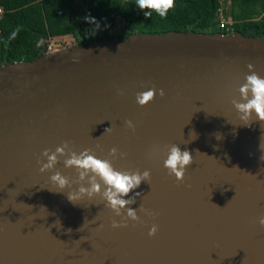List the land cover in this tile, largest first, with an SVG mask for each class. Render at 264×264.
<instances>
[{
    "label": "water",
    "instance_id": "1",
    "mask_svg": "<svg viewBox=\"0 0 264 264\" xmlns=\"http://www.w3.org/2000/svg\"><path fill=\"white\" fill-rule=\"evenodd\" d=\"M248 64L264 77V35L137 32L0 64V264H264V121L245 124L231 103ZM152 86L165 95L138 105ZM65 140L102 159L115 146L127 153L115 169L150 170L128 194L141 193L129 207L142 222L113 229L120 217L98 195L70 201L79 185L49 179L77 178L65 156L39 171L42 150ZM169 144L194 157L183 182L163 166Z\"/></svg>",
    "mask_w": 264,
    "mask_h": 264
},
{
    "label": "trees",
    "instance_id": "2",
    "mask_svg": "<svg viewBox=\"0 0 264 264\" xmlns=\"http://www.w3.org/2000/svg\"><path fill=\"white\" fill-rule=\"evenodd\" d=\"M227 2L229 31L218 24L219 9ZM0 4L5 9L0 20V64L40 57L51 38L67 34L73 37V45L137 32L264 35V0H175L166 18L155 12L145 17L135 0H0ZM86 16L94 17L99 27L86 21ZM118 20L122 28L115 31Z\"/></svg>",
    "mask_w": 264,
    "mask_h": 264
},
{
    "label": "clouds",
    "instance_id": "3",
    "mask_svg": "<svg viewBox=\"0 0 264 264\" xmlns=\"http://www.w3.org/2000/svg\"><path fill=\"white\" fill-rule=\"evenodd\" d=\"M135 3L145 17H150L152 12H155L159 17L166 18L168 11L174 7L175 0H135ZM85 20L99 27V22L94 17L86 16ZM14 35L15 33H13ZM247 67L250 74L245 75V82L238 88L240 100L233 99L231 101L240 114V120L245 124H248L251 120L253 113H255L258 120L264 121V77L252 70V64H248ZM116 92L118 96L125 94V90L119 87H117ZM157 94L163 97L165 95L164 89H157L152 86L147 90L137 92L135 102L140 106H144L154 100ZM124 124L129 130L135 132V125L132 120L126 119ZM111 130V127H109L104 131L110 132ZM164 148L166 154V158L163 160L164 168L168 170L169 176L174 175L176 181L183 182L187 167L194 162L192 153L187 149L181 150L177 144L165 145ZM117 154L120 158L127 155V153L118 152L115 146L109 149L108 156L103 159L98 158L94 150L90 148H84L77 153L70 147V142L65 140L54 151L47 148L43 149L41 157L37 158V164L40 165L39 171L45 172L54 168L59 161V157L65 156L64 166L66 168L74 167L78 173L77 178L74 181L70 180L57 170L49 177L51 183L60 190L69 188L73 183L78 184L79 187L76 190L67 193L68 199L73 203H76L83 196L92 198L98 195L101 201H106L105 207L111 209L115 216L120 217L119 221L116 219L111 221V227L116 229L127 227L129 220L142 222L141 217L137 214V209L129 207V205L135 203V196H139L141 193L136 192L135 196H128V194L138 188L142 181L149 182L151 179L149 169L143 171L139 169H115L112 160L117 158ZM41 158H46V162ZM261 159H264V157H261ZM85 180H87V187L82 183ZM139 212L150 217L158 215L156 212L144 208L143 205L139 206ZM257 222L261 227H264V215L259 216ZM99 227H102V225H99ZM158 230L159 225L153 223L148 230V235L150 237L154 236Z\"/></svg>",
    "mask_w": 264,
    "mask_h": 264
},
{
    "label": "built area",
    "instance_id": "4",
    "mask_svg": "<svg viewBox=\"0 0 264 264\" xmlns=\"http://www.w3.org/2000/svg\"><path fill=\"white\" fill-rule=\"evenodd\" d=\"M225 5H228V4H225ZM227 7L225 6V9ZM4 13H5V9L4 7L0 4V20H2L3 16H4ZM223 10L220 8L219 9V15H218V24L221 28H225V30L229 31V27H228V24L231 23V18L230 17H227L225 14L223 15ZM114 29L115 30H119V26H114ZM0 34H1V29H0ZM53 41L49 40L48 42V45L46 47V51H52V50H55L56 47H53Z\"/></svg>",
    "mask_w": 264,
    "mask_h": 264
},
{
    "label": "rangeland",
    "instance_id": "5",
    "mask_svg": "<svg viewBox=\"0 0 264 264\" xmlns=\"http://www.w3.org/2000/svg\"><path fill=\"white\" fill-rule=\"evenodd\" d=\"M222 1V0H220ZM225 4H228L225 3ZM222 4L221 5V9L223 10V15L225 14V6L227 7L228 5ZM120 20L117 21V23L115 24L116 26H119V28H122L121 24H120ZM115 30V29H114ZM118 31V30H115ZM51 41H53V47H56L55 49H59V48H64L65 46H70L73 45V37L69 34L67 35H60V36H55L53 38L50 39Z\"/></svg>",
    "mask_w": 264,
    "mask_h": 264
},
{
    "label": "flooded vegetation",
    "instance_id": "6",
    "mask_svg": "<svg viewBox=\"0 0 264 264\" xmlns=\"http://www.w3.org/2000/svg\"><path fill=\"white\" fill-rule=\"evenodd\" d=\"M74 40V39H73ZM73 44H74V41H73Z\"/></svg>",
    "mask_w": 264,
    "mask_h": 264
}]
</instances>
